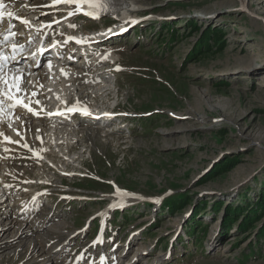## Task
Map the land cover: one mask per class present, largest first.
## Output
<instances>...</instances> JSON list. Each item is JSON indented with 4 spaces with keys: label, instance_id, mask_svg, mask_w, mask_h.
I'll return each instance as SVG.
<instances>
[{
    "label": "rangeland",
    "instance_id": "obj_1",
    "mask_svg": "<svg viewBox=\"0 0 264 264\" xmlns=\"http://www.w3.org/2000/svg\"><path fill=\"white\" fill-rule=\"evenodd\" d=\"M139 3L128 16L135 27L109 39L123 50L112 60L125 71L103 67L112 93L92 100L108 108L117 100L127 117L106 126L82 121L70 154L67 146L52 149V171L20 159L32 181L49 177L74 187L59 192L73 195L52 191L33 225L42 230L2 251L0 264H90L109 253L118 264H264V218L246 231L238 230L243 211L223 221L226 208L246 211L264 191V0ZM110 19L87 24L112 27ZM208 37L210 47L199 51ZM113 121L115 132L106 131ZM82 164L89 179L71 176ZM181 195L184 208H164L166 198ZM109 203L128 207L101 218ZM50 245L66 249L49 256ZM85 252L91 257L79 261Z\"/></svg>",
    "mask_w": 264,
    "mask_h": 264
},
{
    "label": "bare ground",
    "instance_id": "obj_2",
    "mask_svg": "<svg viewBox=\"0 0 264 264\" xmlns=\"http://www.w3.org/2000/svg\"><path fill=\"white\" fill-rule=\"evenodd\" d=\"M4 1L7 0H0L2 3H4ZM51 1L52 0H33L31 4H34V8H31L30 10L23 9V11L18 9L17 11L21 12L23 15L35 16L37 18L35 22L39 19L49 24L50 28H54V32L56 29H60L68 34L73 31L85 30L84 28L88 24H79L78 27L74 25V23H79L78 19H76L77 17H75V10L72 12L65 10L63 13L61 7L52 6L50 3ZM15 2H17V5L21 4L20 0H15ZM46 5L47 8L44 9ZM141 7L142 5L139 3V0H113L110 12L105 16V18H103L106 19L104 20V24L109 20V18H111L110 21L115 22L109 31L110 35L108 37H116L121 34L123 36L126 34L128 27L132 24V21L129 20L130 17L128 16H130L131 13L139 11ZM8 9L9 8L6 6L4 11H7ZM33 26L34 28H38L39 24L33 23ZM20 27L22 28V31H32V29L26 30V28L21 25ZM33 32L36 31L33 29L32 33ZM85 34L90 37V40H94L95 35L93 33L85 32ZM32 36L36 37L37 32L33 33ZM2 38L3 36H0V57L4 58L5 56H10L12 53V45L7 44V42H2ZM98 44L99 42H96L90 47L96 48ZM101 44L106 46L105 51L110 49V53L112 55H119L120 52H122L121 48H118L119 46L117 45V41H106V43L102 42ZM90 47L82 51L83 53H79L77 48H70L65 62V64L69 65V67L72 66L71 70L74 72V76L71 79V84L74 86V89L69 90L68 92L70 101H74L70 107L76 110V113L73 115V119L69 120L68 118L48 117L44 115L43 108L40 105L45 101V96L49 92L47 87L52 86L51 82H49L47 78L49 73L44 69H36L37 77L35 78H33V75L23 73L20 79V88L22 91L19 93V96L25 104H28V106L32 108V112H28L22 107L12 108V102L3 96H0V100L3 101V103L0 104V163L6 166H0V253L12 247L14 243H22L24 239L28 238L30 235H34L30 237H35V232L42 230L41 226L38 228L33 225L38 221V216L41 213L40 210L44 209L41 205L42 202H44L45 198L50 196L52 191H56L59 196L66 195L68 198H70L69 195H73L71 193H59L60 191H67L69 188L60 182L58 184L53 181L47 182L50 180L49 177L43 179L45 182H32L30 179L31 172L27 169L21 168L20 159H28L31 161V164H36L37 168H41V165H43L42 163L44 162V157H47L50 161H52L51 159L54 160L53 155L55 154L52 152V149H54L52 142L47 140L50 139L49 131L51 129H54L52 131L53 137L58 140L56 147H58L60 152L63 153V146H67L64 148L66 149V152L70 154L71 147L76 145L75 143H78L76 140V134L81 130L82 121H93L96 119L99 121V124L104 123L105 126L107 125V119L104 120L101 118L90 117L85 113V111H92L89 106L94 103L93 101L100 100V97L102 98V101H108V98L112 93V89L110 86L103 83H107L106 80L110 77L108 76L109 73H106L108 71L102 69H104L103 67H106L107 65H118L119 60L115 61L113 59L105 61L104 59H101L100 57L107 55V52H102L97 56H94L92 53L86 55L85 52L89 51ZM78 53L79 59L78 61H75L73 54L78 55ZM16 65L19 66L20 64ZM91 71L100 72L96 78H92L90 74ZM0 76H6L9 81L13 80V77H10V73L6 67L0 68ZM66 83L67 82L62 78L56 80L53 82V91L56 94L64 95L62 92H64L66 88ZM94 85L98 86L100 91L103 90V95L96 94L95 91L91 89ZM2 88L4 90V85ZM116 119H120V117L113 118V120ZM70 121H72V124ZM99 129L100 125L97 127L98 132H100ZM81 131H84V129ZM60 139H62V141L59 142ZM12 144L17 147V151L20 152V154L15 153L12 146H10ZM69 145L71 147H69ZM59 154L57 153L58 156H55L56 159H63L64 162H68L70 164L67 160L69 157L67 159L64 157L61 158ZM63 155H65V153ZM11 160L18 162V167H13V163L9 164ZM64 167L68 168L69 166L64 165ZM66 175L68 176V174ZM62 187L65 188L62 189ZM38 188L49 189L48 191L50 192L45 193V191L37 195L30 190ZM119 192L126 194L124 191L116 190V193ZM114 194L111 198L114 197ZM110 195H104L101 198L104 199ZM5 203L7 204L4 205ZM10 203H13V205H11L12 209H8ZM109 205L110 203L106 205L105 208L107 209H104L105 211L100 214L101 218L108 216L110 209L117 206H125L126 204H118L112 208H109ZM29 239L31 240L32 238ZM99 243L100 241L96 240L93 244L98 245ZM61 249L64 251L66 247H64V245L60 247H53L50 245L47 248V253H50L49 256H53ZM85 255H89V253L85 252L81 256L83 257ZM107 255L108 254H99L96 259L90 261V264L119 263L120 259L117 257L114 258V256H116L115 254L109 253V256ZM75 258H73L70 262H72ZM79 261H82V259ZM33 263L48 264V259L43 261L41 260V262H39V260L34 261ZM55 263L57 264L58 261Z\"/></svg>",
    "mask_w": 264,
    "mask_h": 264
},
{
    "label": "trees",
    "instance_id": "obj_3",
    "mask_svg": "<svg viewBox=\"0 0 264 264\" xmlns=\"http://www.w3.org/2000/svg\"><path fill=\"white\" fill-rule=\"evenodd\" d=\"M209 38L210 37L205 38V40H206L205 42H202L203 39H201L199 41V45H198L199 51L201 48L210 47L208 45ZM223 167H224V165H223ZM217 170H219L218 172H220V170H222V167L219 166L217 168ZM188 203L189 202H187V197H185V195H181L177 198H166L164 208L173 212V211L179 210L181 208H184ZM242 209L243 208H239V207H237V208H232V207L226 208L227 212L225 210L226 215L223 219L224 223L229 224V223L235 221V218L234 219L230 218L229 214L235 215L236 213L241 212V211H243V216L239 220V222H240L238 225L239 231H246L249 227H252L255 224V222L263 219L264 218V191L262 192V195L259 197L257 202L254 203L252 208L247 209L246 211H244V209L243 210ZM260 236H264V223H263L262 229L260 230V235H258V237H260Z\"/></svg>",
    "mask_w": 264,
    "mask_h": 264
},
{
    "label": "snow or ice",
    "instance_id": "obj_4",
    "mask_svg": "<svg viewBox=\"0 0 264 264\" xmlns=\"http://www.w3.org/2000/svg\"><path fill=\"white\" fill-rule=\"evenodd\" d=\"M57 3L61 2V0H56ZM64 3L67 4H75L76 5V12H81L82 6L87 5L88 8L93 9V11H85L83 12L84 15L89 16L93 19L99 18V11L96 9L105 10L103 9V5H100L96 2V0H63ZM4 5L0 2V9H3ZM71 14V13H70ZM13 14L11 12L8 13V16L11 17ZM4 13L0 11V18H3ZM24 24H27V21H21ZM11 35H16L15 33H10ZM5 39L7 40L8 37L6 36ZM16 46H13V51L15 52ZM0 83L4 85V90H0V96L5 97L7 100L11 101V107H22L28 112H32V108L25 104L23 100L20 98L19 93L22 91L20 88V80L18 77H14L12 81H9L6 76H0ZM15 93V95H14ZM3 101L0 100V104ZM35 114V113H33Z\"/></svg>",
    "mask_w": 264,
    "mask_h": 264
}]
</instances>
